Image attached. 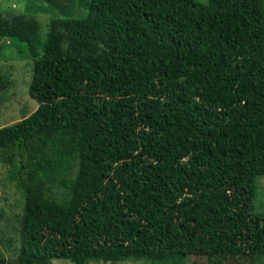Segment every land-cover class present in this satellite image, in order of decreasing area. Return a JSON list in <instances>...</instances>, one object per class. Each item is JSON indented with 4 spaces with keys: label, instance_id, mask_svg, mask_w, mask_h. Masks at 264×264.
I'll return each mask as SVG.
<instances>
[{
    "label": "trees",
    "instance_id": "obj_1",
    "mask_svg": "<svg viewBox=\"0 0 264 264\" xmlns=\"http://www.w3.org/2000/svg\"><path fill=\"white\" fill-rule=\"evenodd\" d=\"M1 38L25 45L37 103L0 128L17 264L264 259V0H89L43 43L0 6Z\"/></svg>",
    "mask_w": 264,
    "mask_h": 264
},
{
    "label": "rangeland",
    "instance_id": "obj_2",
    "mask_svg": "<svg viewBox=\"0 0 264 264\" xmlns=\"http://www.w3.org/2000/svg\"><path fill=\"white\" fill-rule=\"evenodd\" d=\"M206 3L208 0H195ZM89 0H0L1 10L6 15H24L39 25V41L47 39L48 27L53 19H83L87 16ZM10 43V44H9ZM0 73L10 80V85L0 93V128L20 121L37 108V103L28 96L33 63L27 58L23 43L0 39ZM8 155L0 150V257L7 264H17L20 247V218L23 198L14 181L9 182L12 167L4 158ZM11 157V161L16 157ZM255 213H264V177L257 181ZM56 264H71L67 260H55ZM111 264V263H89ZM115 264H167L154 259L138 262L125 261ZM183 264H264L262 258L251 256L214 255L208 259L187 257Z\"/></svg>",
    "mask_w": 264,
    "mask_h": 264
}]
</instances>
